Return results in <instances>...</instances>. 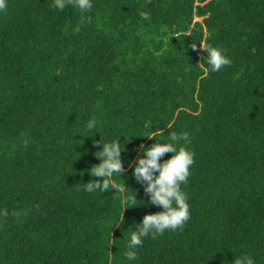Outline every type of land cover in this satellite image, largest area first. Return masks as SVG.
I'll use <instances>...</instances> for the list:
<instances>
[{
	"label": "trees",
	"instance_id": "1",
	"mask_svg": "<svg viewBox=\"0 0 264 264\" xmlns=\"http://www.w3.org/2000/svg\"><path fill=\"white\" fill-rule=\"evenodd\" d=\"M5 2L0 264H233L241 254L264 264V0H93L83 14ZM199 43L232 63L206 74ZM157 129V141L188 133L190 219L144 238L129 262L135 224L161 211L131 175L155 142L142 136ZM116 138L122 179L144 202L123 213L121 193L83 185L102 179L88 172L97 142Z\"/></svg>",
	"mask_w": 264,
	"mask_h": 264
},
{
	"label": "clouds",
	"instance_id": "2",
	"mask_svg": "<svg viewBox=\"0 0 264 264\" xmlns=\"http://www.w3.org/2000/svg\"><path fill=\"white\" fill-rule=\"evenodd\" d=\"M68 6L78 9L83 14L93 8V0H54L52 5L60 11ZM5 7V0H0V10ZM140 15L145 20L149 18V14L146 12H141ZM192 48L196 50V43L192 44ZM199 48L207 54L202 57L206 63V74L207 72H218L232 63L231 58L218 47L199 43ZM96 128L97 121L95 118H91L86 122V131L91 133ZM161 132L159 129L156 131L151 130V132L142 136L154 139L155 142L148 147L141 145V152L136 162L131 165V175L142 186L144 193L147 194V203L161 208V211L146 214L140 223L135 224L134 230L132 229L130 232L126 243V251L124 252V256L129 262L137 259V250L142 246L144 238L156 239L166 231L182 229L190 219L188 196L181 187L187 182L190 167L194 163V154L181 143L186 144L188 142V133L174 132L170 134L169 140L157 141L156 136ZM97 143L100 147L93 155L100 162L88 169V172L90 176L102 179H94L84 183V191L103 193L115 190V193H121L122 213L125 208L136 207L144 203L142 200H138L131 191L129 192V188L126 187L122 179L125 169L121 160V152L124 151V144L121 146V139L116 138L105 142L100 140ZM166 153H172V155L170 158L162 160L161 158ZM116 177L122 179L123 183L118 182L115 179ZM137 201H142V203L137 204ZM122 220L123 214L115 225L119 226ZM233 264H255V260L251 255L241 254L235 257Z\"/></svg>",
	"mask_w": 264,
	"mask_h": 264
},
{
	"label": "rangeland",
	"instance_id": "3",
	"mask_svg": "<svg viewBox=\"0 0 264 264\" xmlns=\"http://www.w3.org/2000/svg\"><path fill=\"white\" fill-rule=\"evenodd\" d=\"M194 21H197V20H196V19H194V20H193V22H194Z\"/></svg>",
	"mask_w": 264,
	"mask_h": 264
}]
</instances>
